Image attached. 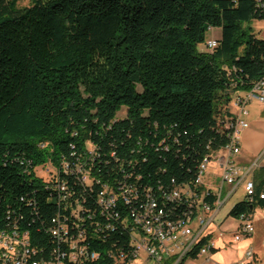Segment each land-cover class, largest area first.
<instances>
[{
	"label": "trees",
	"instance_id": "obj_1",
	"mask_svg": "<svg viewBox=\"0 0 264 264\" xmlns=\"http://www.w3.org/2000/svg\"><path fill=\"white\" fill-rule=\"evenodd\" d=\"M19 2L0 0V230L44 237L42 222L63 214L65 166L93 147L103 181L194 185L230 141L237 93L264 80V37L247 26L264 19L257 0ZM214 29L218 46L200 52ZM259 177L233 218L264 209Z\"/></svg>",
	"mask_w": 264,
	"mask_h": 264
},
{
	"label": "built area",
	"instance_id": "obj_2",
	"mask_svg": "<svg viewBox=\"0 0 264 264\" xmlns=\"http://www.w3.org/2000/svg\"><path fill=\"white\" fill-rule=\"evenodd\" d=\"M257 10L264 16V0H257ZM217 46L216 39L207 45L209 50ZM252 101L264 103V80L244 96L235 97V112L227 121L234 142L205 156L200 178L183 190L162 185L153 189L139 183L141 176L131 181L123 170L122 177L114 174L103 181L91 171L97 160L102 163L93 147L87 164L66 165L68 180L55 185L63 199L62 225L42 222L46 242L45 236L34 238L26 230L0 234V264H191L196 258L207 257L215 249L207 231L221 209L240 188H244L247 203L257 195L251 178L259 162L243 168L235 160L241 153L240 135L249 126L246 106ZM110 157L115 159V153ZM212 165L220 171L214 185L209 181ZM211 196L213 203L208 201ZM259 196L264 200V188ZM238 220L241 226L235 242L255 232L251 215H241ZM127 239H134V246H127ZM253 257L249 249L245 258L234 264H249Z\"/></svg>",
	"mask_w": 264,
	"mask_h": 264
},
{
	"label": "crops",
	"instance_id": "obj_3",
	"mask_svg": "<svg viewBox=\"0 0 264 264\" xmlns=\"http://www.w3.org/2000/svg\"><path fill=\"white\" fill-rule=\"evenodd\" d=\"M245 94L246 93L244 92L237 93V95H243V96ZM233 104L234 103L231 102L230 110L232 112H235ZM246 110L248 112V115L246 116V120L249 126L240 135L241 153L235 158V160L236 163L243 168L250 166L255 161L259 162V167L258 169L255 170L251 178L257 186L260 184L259 175L262 171L264 172V103H260L258 101H252L250 104L246 106ZM219 176H220L219 169L217 168L216 165H212L209 169V181L212 182L211 184L214 185L216 182H219ZM241 189L243 188H240L238 192ZM256 211L260 212L262 216L261 219L264 217V209L262 208H256L253 214H251V222L255 228V232L253 233L252 236L245 238L240 242H235L234 235L238 232L241 226V222L235 226L233 231L230 232L231 239L229 240V243L227 245H232L231 247L235 248L237 252L236 259H234V262L231 264L243 260L245 258V254L247 250L249 249H252L254 253L253 260L250 263L264 264V236L260 238V236L256 234V226L254 222V214L256 213ZM220 212L218 213V215L220 214ZM218 215L216 216L214 223H212L209 226L207 231L209 235V239H211V241H213L215 244V250L211 252L207 257L194 259L191 264H230L225 262L224 260L226 258L225 256L226 253H223L222 249L220 248L223 247V245L219 247L216 246L217 242L221 243V237L217 234L221 227V225L217 223ZM262 220H264V218Z\"/></svg>",
	"mask_w": 264,
	"mask_h": 264
},
{
	"label": "rangeland",
	"instance_id": "obj_4",
	"mask_svg": "<svg viewBox=\"0 0 264 264\" xmlns=\"http://www.w3.org/2000/svg\"><path fill=\"white\" fill-rule=\"evenodd\" d=\"M30 6V0H20L19 2V7H28ZM252 30L253 33H255L258 37L262 38L264 37V19H254L250 24H248ZM221 37V29H214L211 33H208L207 39H215V38H220ZM198 50L200 52H207L209 51L208 47L206 44H201L198 47ZM125 110H123L122 114ZM44 171V170H43ZM45 171L41 173V175H44ZM228 187H225V192L227 191ZM224 192V193H225ZM224 196V194H223ZM245 194H244V188L241 189L233 198L230 199V201L227 203V205L222 209L220 214L218 215L217 218V223L221 225L218 235L221 237V243H216V246H221L223 253H226L225 256L226 258L224 259L225 262L227 263H233L234 259H236V249L231 247L232 245H227L229 243V240L231 239V234L230 232L233 231L236 225L240 223L237 219L233 218L230 215L231 210L235 207L236 204H238L241 200H243ZM261 214L259 211H256L254 214V222L256 226V234L258 236L263 237L264 236V220L261 219ZM256 235V236H257ZM215 260V259H214ZM216 261V260H215Z\"/></svg>",
	"mask_w": 264,
	"mask_h": 264
},
{
	"label": "bare ground",
	"instance_id": "obj_5",
	"mask_svg": "<svg viewBox=\"0 0 264 264\" xmlns=\"http://www.w3.org/2000/svg\"><path fill=\"white\" fill-rule=\"evenodd\" d=\"M234 142V133H231L230 135V141L229 143H233ZM203 165H204V159L203 162L200 165V169H203ZM198 178H200V171H199V175ZM175 190H183V186L182 187H175ZM58 196V200L59 202L62 201V195L57 193ZM62 216L63 214H58L54 219H53V225H62ZM23 232V230H19L16 227L12 228H8V229H4V230H0V234H15V233H21ZM127 246H134V239H127ZM96 264H104V263H96Z\"/></svg>",
	"mask_w": 264,
	"mask_h": 264
}]
</instances>
